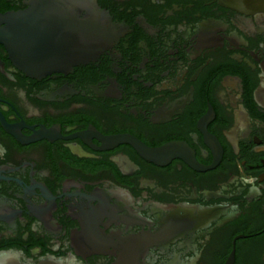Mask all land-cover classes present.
<instances>
[{"label": "flooded vegetation", "instance_id": "af4514ba", "mask_svg": "<svg viewBox=\"0 0 264 264\" xmlns=\"http://www.w3.org/2000/svg\"><path fill=\"white\" fill-rule=\"evenodd\" d=\"M94 2L93 60L33 77L0 44V264H264V0Z\"/></svg>", "mask_w": 264, "mask_h": 264}, {"label": "water", "instance_id": "95a60500", "mask_svg": "<svg viewBox=\"0 0 264 264\" xmlns=\"http://www.w3.org/2000/svg\"><path fill=\"white\" fill-rule=\"evenodd\" d=\"M23 12L0 14V44L14 66L29 76L65 72L93 60L113 40L108 19L94 0H30ZM53 9L52 26L36 25L35 9ZM88 14L79 18L81 10ZM114 142L128 143L145 160L154 161L162 148H148L131 136L118 135Z\"/></svg>", "mask_w": 264, "mask_h": 264}]
</instances>
